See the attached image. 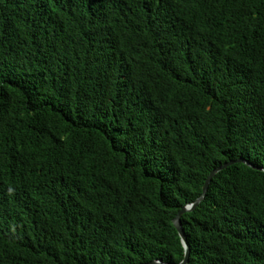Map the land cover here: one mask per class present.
<instances>
[{"label": "trees", "instance_id": "1", "mask_svg": "<svg viewBox=\"0 0 264 264\" xmlns=\"http://www.w3.org/2000/svg\"><path fill=\"white\" fill-rule=\"evenodd\" d=\"M264 167V0H0V264L177 263L210 173ZM188 264H264V170L181 217Z\"/></svg>", "mask_w": 264, "mask_h": 264}, {"label": "water", "instance_id": "2", "mask_svg": "<svg viewBox=\"0 0 264 264\" xmlns=\"http://www.w3.org/2000/svg\"><path fill=\"white\" fill-rule=\"evenodd\" d=\"M234 163H245L251 167H254V168H257V169H261V170H264V167H260V166H256L255 164H253L252 162H250L249 160L245 159V158H238V159H232L224 164H222L221 166L215 168L211 173L210 175L208 176L204 186H203V192L202 194L194 201V202H191L185 206H183L179 212L177 213V215L175 216L174 218V224L180 234V237L182 239V243L184 245V257L183 259L180 261V262H177V263H173V262H166V261H163L161 259H155V260H151V261H148V262H144V263H141V264H188L189 262V259H190V244H189V241L187 239V236H186V233H185V230H184V227L182 225V220H181V217L184 213L186 212H191L193 211L201 202L202 200L205 198L206 194H207V190L209 188V185L213 179V177L218 173L220 172L221 170L225 169L226 167L234 164Z\"/></svg>", "mask_w": 264, "mask_h": 264}]
</instances>
